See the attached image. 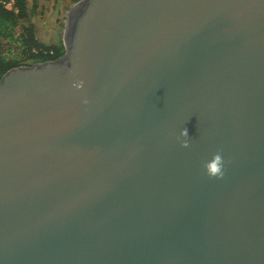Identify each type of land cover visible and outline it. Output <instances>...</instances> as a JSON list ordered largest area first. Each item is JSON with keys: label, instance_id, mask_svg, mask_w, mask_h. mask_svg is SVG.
Masks as SVG:
<instances>
[{"label": "water", "instance_id": "95a60500", "mask_svg": "<svg viewBox=\"0 0 264 264\" xmlns=\"http://www.w3.org/2000/svg\"><path fill=\"white\" fill-rule=\"evenodd\" d=\"M60 39L0 77V264H264V0H76Z\"/></svg>", "mask_w": 264, "mask_h": 264}, {"label": "trees", "instance_id": "16d2710c", "mask_svg": "<svg viewBox=\"0 0 264 264\" xmlns=\"http://www.w3.org/2000/svg\"><path fill=\"white\" fill-rule=\"evenodd\" d=\"M16 4L17 13L0 6V39L13 42L18 48L16 52L9 49L6 53L0 52V77L11 67L57 59L64 52L62 44L57 46L40 42L35 37L33 25L24 23L28 19L27 0H16ZM17 27L19 31L16 34Z\"/></svg>", "mask_w": 264, "mask_h": 264}, {"label": "rangeland", "instance_id": "374dc122", "mask_svg": "<svg viewBox=\"0 0 264 264\" xmlns=\"http://www.w3.org/2000/svg\"><path fill=\"white\" fill-rule=\"evenodd\" d=\"M73 0H27L28 19L24 22L34 27L35 37L47 45H60V31L66 11ZM19 28L16 29V34ZM16 52L17 46L6 39H0V52ZM28 61H25L27 63ZM24 64V63H23Z\"/></svg>", "mask_w": 264, "mask_h": 264}, {"label": "built area", "instance_id": "2783aa9c", "mask_svg": "<svg viewBox=\"0 0 264 264\" xmlns=\"http://www.w3.org/2000/svg\"><path fill=\"white\" fill-rule=\"evenodd\" d=\"M0 6L8 11H12L14 13L18 12L16 0H0Z\"/></svg>", "mask_w": 264, "mask_h": 264}, {"label": "clouds", "instance_id": "9594fccd", "mask_svg": "<svg viewBox=\"0 0 264 264\" xmlns=\"http://www.w3.org/2000/svg\"><path fill=\"white\" fill-rule=\"evenodd\" d=\"M181 135H182V136H185V137L188 136V132H187V129H186V128L183 129V130L181 131ZM183 145H184V146H187V145H188V140H184V141H183ZM216 160H217V161L220 160L219 156L216 157ZM219 167H220L219 163H215V164L212 165V167H211V171H212L213 173H217V172L219 171Z\"/></svg>", "mask_w": 264, "mask_h": 264}]
</instances>
